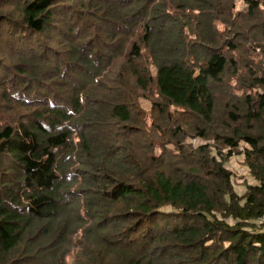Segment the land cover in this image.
I'll use <instances>...</instances> for the list:
<instances>
[{"label": "trees", "instance_id": "1", "mask_svg": "<svg viewBox=\"0 0 264 264\" xmlns=\"http://www.w3.org/2000/svg\"><path fill=\"white\" fill-rule=\"evenodd\" d=\"M0 264H264V0H0Z\"/></svg>", "mask_w": 264, "mask_h": 264}, {"label": "rangeland", "instance_id": "2", "mask_svg": "<svg viewBox=\"0 0 264 264\" xmlns=\"http://www.w3.org/2000/svg\"><path fill=\"white\" fill-rule=\"evenodd\" d=\"M240 160H241L240 158H235L234 160H232V162H231V167H232L233 169H237V170L240 172V174H243L244 169L241 168V166H240V164H239ZM238 175H239V174H238ZM238 182L241 183L242 181L239 180ZM237 189H238V191H241V190H243V187L240 185V187L238 186Z\"/></svg>", "mask_w": 264, "mask_h": 264}]
</instances>
